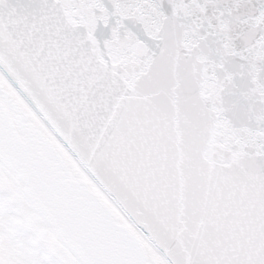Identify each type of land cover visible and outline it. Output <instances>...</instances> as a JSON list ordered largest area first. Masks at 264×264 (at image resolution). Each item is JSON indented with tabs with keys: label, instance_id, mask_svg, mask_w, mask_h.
<instances>
[{
	"label": "snow or ice",
	"instance_id": "obj_1",
	"mask_svg": "<svg viewBox=\"0 0 264 264\" xmlns=\"http://www.w3.org/2000/svg\"><path fill=\"white\" fill-rule=\"evenodd\" d=\"M0 264H264V0H0Z\"/></svg>",
	"mask_w": 264,
	"mask_h": 264
},
{
	"label": "water",
	"instance_id": "obj_2",
	"mask_svg": "<svg viewBox=\"0 0 264 264\" xmlns=\"http://www.w3.org/2000/svg\"><path fill=\"white\" fill-rule=\"evenodd\" d=\"M53 168L56 170L58 176L63 180V182L70 188H75L77 180L76 178L70 177L67 169L65 168L62 160L54 159L51 161Z\"/></svg>",
	"mask_w": 264,
	"mask_h": 264
},
{
	"label": "bare ground",
	"instance_id": "obj_3",
	"mask_svg": "<svg viewBox=\"0 0 264 264\" xmlns=\"http://www.w3.org/2000/svg\"><path fill=\"white\" fill-rule=\"evenodd\" d=\"M62 162H63L65 168L67 169L70 177L76 178L77 169H76L74 162H71V160H69L67 162L65 160H62Z\"/></svg>",
	"mask_w": 264,
	"mask_h": 264
}]
</instances>
